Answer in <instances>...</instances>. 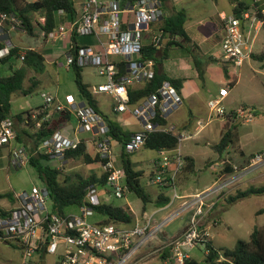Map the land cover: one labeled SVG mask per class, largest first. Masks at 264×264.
Segmentation results:
<instances>
[{
    "label": "built area",
    "instance_id": "1",
    "mask_svg": "<svg viewBox=\"0 0 264 264\" xmlns=\"http://www.w3.org/2000/svg\"><path fill=\"white\" fill-rule=\"evenodd\" d=\"M257 10L260 16L257 15ZM58 13L65 14V11L59 8ZM162 16L160 0H81L76 15L47 32V39L73 31L80 35L93 36V43L76 46L70 42L64 51L63 61H59L58 64H64L66 67H70L72 63L94 66L104 79L95 83L91 91L109 94L114 102V109L129 110L138 118L140 128L133 131L123 144L124 151L128 153L138 149L147 133L156 129L173 131L178 137V142L192 136L189 131L176 132L173 127L152 120L157 112L166 116L172 108L182 102L179 91L168 79H163L155 91L138 102H129V84L146 80L154 74V60L141 58L140 50L143 32L150 28L151 22L161 19ZM222 18L224 29L220 40L222 57L238 67L250 57L253 37L259 25L264 22V4L258 9L254 5L242 9L240 16L231 13ZM4 22H9L13 26L21 25L16 16L0 11V29ZM162 35L163 31L160 28L150 35L152 44L157 48L162 45ZM12 46L9 39L5 40L0 46V56L6 55ZM25 51L26 48L18 50L20 60L23 59ZM115 57L124 59L125 73L118 72L116 61L113 60ZM229 82L230 79L226 86L219 87L217 96L207 100L209 110L217 115H224L226 112L222 99L228 93ZM64 101L65 103L61 102L52 94L44 95L46 104L54 103L56 109L70 108L74 111L80 127L93 132L94 137L91 141L95 151L103 158L101 161L103 170L107 171L105 180L107 191L109 189L115 196H122L127 189L124 171L122 165L117 163L105 118L94 110L83 96L75 98L72 93H66ZM235 112L246 114V119L253 117L251 108L238 106ZM197 123L198 127L203 124L200 120ZM79 141V138L66 136L57 129L43 138L33 153L43 152L62 157L66 149L76 147ZM0 146L8 147L11 165L18 167L28 162L29 152L23 144L16 142L14 120L10 116L0 119ZM170 150L173 152L169 153ZM260 156L263 160L264 151L257 152L246 169L253 168L254 163L259 162L257 160ZM184 162L178 145L170 149H158L151 182L172 189V197H183L177 191L176 178ZM239 176L241 173H233L227 179L220 180L215 189L213 187L196 191L182 200L180 208L189 204L195 206L187 226L175 245L176 260L179 264L188 256L186 246L188 248L196 246L195 241L204 244L207 239L204 236L199 237L198 226V216L202 211L204 197ZM17 197L19 204L6 214H0V238L19 242L25 257L32 256L38 248L45 246L47 253L58 255V264H124L174 215L171 213L156 223H152L149 218L143 222L135 220L131 224L120 221H91L88 218L93 214L94 206L101 202L99 188L93 183L87 186L84 200L78 205V213L58 214L50 211L45 205L47 189L35 184L29 191L20 192Z\"/></svg>",
    "mask_w": 264,
    "mask_h": 264
},
{
    "label": "rangeland",
    "instance_id": "2",
    "mask_svg": "<svg viewBox=\"0 0 264 264\" xmlns=\"http://www.w3.org/2000/svg\"><path fill=\"white\" fill-rule=\"evenodd\" d=\"M74 1L76 3L77 0ZM212 1L213 0H203V4L201 5L197 4L195 0H182L175 4L178 7L185 6L186 8L188 4L191 5L187 12L191 16L190 21H192V24L190 25L193 26V28H196L197 25L200 27H207L212 18L215 17L213 13L215 8ZM218 1L219 4L223 2L227 5H230L231 2V0ZM236 1L237 0H235V4H237ZM243 1L249 4L252 2V0ZM36 17L39 19V15H36ZM34 31L38 33L37 36L31 35L25 31L22 32L24 40H26L29 45L39 47L45 56H51L48 52L53 51L52 41L49 40L47 43L44 42L45 44L42 42V33L39 26L36 24H34ZM261 40L264 43V39ZM165 46L162 48V52H166L167 54L161 55L160 59H162V62L167 60L166 65L177 73H198L193 64V60L200 62V66L203 68L202 71L204 72H202L203 79L201 81L203 82V86L201 93L206 98L209 97V93L212 94L211 97L217 96L219 86H226L228 83V77L231 76V73L227 77L216 62L208 64L209 59L207 57L206 43L199 44L193 54L186 58L180 56L184 55L186 52L183 53L182 49L179 50V47H176L173 43L169 44L166 49ZM211 49L215 55L219 56L222 53L221 47L218 43H215V46ZM177 52L178 54L176 55ZM57 53L60 54V50L55 51V55ZM256 53H264V47L261 51L258 50ZM63 59L64 53L56 60L58 62L63 61ZM260 61L263 64L260 65ZM250 63V66L247 62L242 64V73L239 81L235 85H228V94L222 99V103L225 106L227 113L222 116L224 124L220 133L222 134L228 126L232 125L234 132L239 136V139H237L238 141L236 140L229 143L227 148L219 153L208 144L204 145L199 139H195L196 137H200L202 132L206 133L207 129L213 125L214 121H218L217 114L210 111L206 103H201V105L193 106L191 110L195 116L201 118L202 122L207 118H212L209 126H207L204 131L201 130L200 133H196L191 137L184 138L178 142L181 151L192 152L196 158V170L190 175L186 173V178L188 176V181L192 183V186L190 184V190L193 192L203 191L207 188L213 187V189H215V186L220 180L227 179V177L233 173H241V176L229 182L226 186L207 194L203 199V204L201 206L202 211L198 216V226L200 229L199 237L204 236L210 240L212 238V242L217 247L233 246L237 238H247L249 232L254 226L264 225V193L250 194L238 198L231 203H228L227 201L228 195L233 194L237 189L245 188L251 184L264 185V158L262 160V156L257 160L259 161L257 164H255L256 162L254 163L253 168L250 167L249 169H246L252 161V157L257 152L264 151V58L252 59ZM17 64H19L18 59L15 60V65ZM4 65L5 64H3V67ZM207 65H212L213 69L207 68ZM231 69H234V66L231 65ZM8 71L9 70H7L6 67L2 69V72ZM28 73H30V71H28ZM81 74L83 80L89 82V84H95L98 80L104 79L102 75L98 74L96 68L91 65L82 66ZM37 75L40 77V82L33 91L26 94L16 92L12 94L10 106L11 113L14 114L21 110V108L43 103L44 95L47 93L54 95L56 98H63L68 91L73 93L76 98L80 95L73 79L72 69L66 68L64 64L50 65L47 61H44L43 69L39 71ZM24 83H29L28 77L25 78ZM97 100L100 109L104 113L110 115L109 98L105 95H98ZM243 102L254 104L256 114L251 119H246L245 114L242 116V120L236 121L238 113H230L228 111L231 108L236 109ZM35 108L32 109L35 110ZM188 108L187 104L183 102L180 105L179 114H172L168 117L169 124H173L177 130H182L179 131L180 133L186 132L183 128L188 126V124L179 126L177 124L181 119V115L187 114L186 112ZM131 118L129 119L135 121V119ZM73 119H75V114L72 110L70 123L68 121L63 126L67 127L73 122ZM14 122L17 129L23 126L22 122H17L15 119ZM28 129L32 131V127H29ZM59 130L63 132L62 129L59 128ZM206 134L209 135L206 136L210 138L211 146L213 143L217 142L221 136L219 132H215L213 129ZM218 135L220 136L218 137ZM113 144L118 145L115 140H112V145ZM240 146L244 150H242ZM1 152L0 192L8 191L11 194V197H0V205L8 206L12 202H16L18 199L17 195L20 192L23 190L29 191L33 184L42 187L43 182L37 176L34 167L28 164V162L24 165L15 167L11 165L8 160L7 150L2 148ZM128 154L132 161L136 160V158L144 160L139 166L144 169V174L141 175L140 182L141 184H145V180L147 179L146 173L149 169V160L152 157H156L158 152L155 149L141 145L138 149L129 152ZM121 156L122 154L117 157V163H121ZM50 160L51 158L47 159L45 162L51 164ZM226 164L231 165L232 169L228 171L224 170ZM63 165H65V167H70L69 169L71 170H67L68 172L73 171V159H70L67 163H63ZM183 166L177 174V184L180 181V178H182L180 177L181 173L183 174L185 172ZM244 169H246V171H243ZM64 170L65 169L61 170V176H64ZM205 184H208V186L202 189ZM106 187L108 188V186ZM177 191H181L178 186ZM168 193L172 194V189H169ZM125 195L126 197L128 196L135 199L134 202L140 204L141 201L134 192L127 191ZM99 197H103V199L116 205L125 204V196H115L109 189L105 193H99ZM45 205L48 209L50 208L49 198H46ZM148 205L152 206V203H149ZM11 206L14 205L11 204ZM194 206L195 204H189L178 210L173 209L176 212L164 224H162L160 229L165 231L167 236L160 235L159 230L140 248L139 253L137 252L133 254L124 264H179L176 260L175 245L177 239L187 226L189 218L194 210ZM0 207L4 208L2 206ZM75 208V205H69L66 206L64 210L73 211ZM97 215L98 213H94L93 215H90L88 219L93 221L97 218ZM184 221L185 224H183ZM194 243L196 246L191 248L186 246L185 248H187V253L201 261L204 257L205 245L199 241H195ZM164 250L168 251L166 258L161 256ZM40 259L38 251H35L32 256L25 257L23 255L22 246L19 242L0 238V264H41ZM44 261L45 264H58V255L54 253H45Z\"/></svg>",
    "mask_w": 264,
    "mask_h": 264
},
{
    "label": "trees",
    "instance_id": "3",
    "mask_svg": "<svg viewBox=\"0 0 264 264\" xmlns=\"http://www.w3.org/2000/svg\"><path fill=\"white\" fill-rule=\"evenodd\" d=\"M160 1L165 4L167 0ZM237 2L234 10L242 7V2L240 0ZM263 4L264 0H255L253 2V5L257 7V9ZM59 8H62L65 14H59ZM0 11L16 16L20 20L23 29L31 35H38V33L34 31V24L38 25L42 33V38L45 40L47 39V32L54 29L61 20L72 18L76 15V6L74 0H0ZM256 13L260 16L258 10ZM36 15L42 16L43 21H40ZM185 18L186 13L184 9L174 8L172 12L163 15L159 20L160 23L158 28L162 29L163 34L172 37V39H168L167 43L174 42L182 44L179 39H174L176 36L180 38L184 37L185 42L190 40L184 28ZM69 35L70 41L74 43V45L76 44V46L88 44L91 42V39H93L91 35H80L76 31L71 32ZM159 49L160 47H155L150 39L145 42L142 41L140 57L144 59L151 58L156 62L161 51ZM163 54L162 52L161 55ZM250 55H252V53ZM18 56V48L14 45L9 49L6 55L0 56V63L5 64L6 66H4L9 70L8 72H2V70H0V119L10 116L14 118L15 121L26 124V126L17 129L14 122L16 142L23 144V135L28 133L32 139V145L29 148L34 151L43 138L49 136L71 118L72 110L68 107L56 109L54 103H50L52 104L50 109H48V107H43V105H39L36 106L35 110L28 108L19 110L14 114L11 113L10 106L12 94L14 92L26 94L33 91L40 82V77H38L37 73L43 69L44 65V56L35 47L26 48L21 64L17 66L15 65V60ZM252 56H258V58L262 57L261 59H263L264 53L253 54ZM113 60L116 61L118 72L125 73L126 67L124 59L115 57ZM193 64L197 69L198 75L202 77L203 68L200 66V62L193 60ZM82 66L84 65H77L76 63L70 65L73 71V79L80 95L87 100L94 110L103 114L108 125V135L123 146L130 138L131 134L129 130L123 128L115 119L110 118L100 109L98 100L91 91V85L82 78ZM28 71H30V73H28ZM223 71L224 74L228 76L226 67H223ZM26 77L29 78L28 84L24 83ZM163 79H168L177 90L180 89L181 78L170 77L163 71L154 70L153 76L146 79L141 87L128 86L129 102L136 103L155 91ZM234 82L235 79H232L229 83L232 85ZM241 105L244 108L254 107V105L248 104L247 102H243ZM48 112L49 115H47ZM233 112H235V109H233ZM254 112L256 111L254 110ZM152 120L161 124L166 123V117L159 112L155 114ZM29 127H32L31 132L28 129ZM237 139V133L234 132L232 125H230L222 132L219 140L212 144V148L221 153L229 143ZM142 145L155 150L160 148L170 149L178 145V137L173 131L156 129L147 133ZM1 147L3 146H0V148ZM120 154H122L121 165L123 167L127 189L133 191L141 199L142 209H144L146 203L152 199L140 182L142 171L133 167L128 157V152L121 149ZM49 156V154L43 152H36L34 154L29 152L28 164L34 167L37 176L42 180L43 185L47 189L50 211L57 212L58 214H65L64 208L66 206L79 205L83 202L89 184L93 183L98 186L100 183L104 185L107 171L103 170L100 175H96L95 173L83 175L77 172L72 176L65 174L61 176L60 168L43 162V159H48ZM63 157H79L84 162L95 160L103 161V158H101L97 152L92 155L87 151L84 139H80L76 147L66 149ZM183 158L185 160L183 168L186 171H193V157L185 154ZM231 169L232 167L229 164H226L224 167L226 171ZM259 193H264V185L251 184L245 188L237 189L233 194L228 195L227 201L231 203L238 198ZM4 196L11 197V194L8 191L0 192V197ZM168 199L169 197L167 195H163L162 197H156L155 202H157V204H164ZM11 208L7 209L0 207V214H6ZM94 210L106 216L101 222L120 221L129 223L133 219L131 211L124 208L122 205L102 201L94 206ZM204 245L205 253L201 261L188 255L184 257L182 264H264V225L254 226L247 238H237L233 246L217 247L210 239H206ZM41 250L42 247L37 249L39 256ZM167 255V250H164L161 254L163 258H166Z\"/></svg>",
    "mask_w": 264,
    "mask_h": 264
},
{
    "label": "crops",
    "instance_id": "4",
    "mask_svg": "<svg viewBox=\"0 0 264 264\" xmlns=\"http://www.w3.org/2000/svg\"><path fill=\"white\" fill-rule=\"evenodd\" d=\"M178 1H182V0H167L165 4L162 3L163 15L169 14L170 12H172V10L174 8H176V9H178V8L184 9V11L186 13V18H185V21H184V28H185V31H186V33L188 35V39H190V40L185 42L184 41V39H185L184 37L180 38V37L176 36L174 39H179V41L182 44H177V43H174V42H171V43H173L176 47H179V50L182 49L183 53L186 52L184 55H180V56L185 57V58L187 56H190L191 54H193V52L195 51L196 47L199 44L206 43V46H207V57L209 59V63L208 64H211L212 62L213 63L216 62L221 67L222 70H223V67H226L227 68V75H229L231 73L230 77L227 76L228 80L229 79L230 80L235 79V82L233 83V85H235L240 79V75L242 73V69H241L242 64L240 66H238V67L237 66L235 67L228 60H226V59H224V57H222V53L219 56L215 55L211 48L215 46V43H218V45H220V40H221L223 32H224V29H223V18L222 17L225 16V15L231 14V13H235L236 14V12L238 10L241 11L242 9H246V8L252 7L253 2L255 0H252V2L250 4L244 2L243 0H240L242 2V7L239 8V9H235V10H234V7H235V5H237V4H235V0H231L230 5H227L226 3H223V2L221 4H219L218 0H213L212 2L214 4V8H215L213 13H214L215 17L212 18V20L210 21V23H209V25L207 27H203V26L200 27L199 25H197L196 28H193V26L190 25V24H192V21H190L191 16L187 12V10L189 9V7H191V5L188 4L187 8L185 6H179L178 7L175 4ZM195 1H196L197 4H201V5L203 4V0H195ZM237 1H236V3H238ZM80 3H81V0H77L76 3H75L76 12L79 9ZM196 3H194V4H196ZM39 20L43 21V17L39 16ZM67 20L68 19L66 18L64 20H61L59 23H62V22L64 23ZM159 20L151 22L150 23V28L148 30H145L144 31L145 33L143 32V38L142 39H143L144 42L148 41L150 39V37H151L150 36L151 33H153L156 29H158V26H159V23H160ZM24 31L25 30L23 29L22 25L13 26L9 22H4L2 27H1V29H0V43H1V45H3L5 40L9 39L12 42V44L18 48L19 51L24 49V48L34 47V45L33 46L29 45V44H27V41L24 40V37L22 36V32H24ZM69 34H70L69 32H65L61 36L55 37L53 39H45L44 40L42 38L43 39V41H42L43 43L44 42L47 43L50 40V41H52V46H53V51L52 52H48V54H50L51 56H45V54L39 49V47H35L37 50H39L43 54L44 61H47V63L50 64V65H57L58 64L59 61L57 62L56 59H58L64 53V51L66 50V48L68 47V45L71 42ZM168 39H172V37H169L166 34L162 35V40H161L162 45H161V47L159 49L161 51L159 53V57H158L157 61L156 62L154 61V70L163 71L165 74H167L170 77L181 78L182 79L181 80L180 89L178 90L180 95H181V97H182V102L179 105H177L176 107L172 108L166 114V116H165L166 117V123H164V124L173 127L174 131H176V132L182 131V130H179V129L177 130V128L173 124H169L170 122L168 121V117L171 116L172 114H179L180 105L184 102V103L187 104V106L189 108H188V110L186 112L187 114H182L181 115V119H180V121H179V123L177 125L179 126V125L188 124V126L184 127L183 130L189 131L190 133H192V135H194L196 133H200L201 130L204 131L205 128L207 126H209V123L212 120V118H207L205 121H203L202 126L198 127L199 125H197V121L198 120L201 121V118H198L197 116H195V114L192 112L191 108L193 106L201 105V103L202 104L206 103V105H207V100L209 99V97L212 96V94L209 93V97L206 98L201 93L202 92L201 91L202 90V86H203V82L201 80L203 79V76L200 77L198 75V73H195V72L191 73V74L177 73V72H175V70L173 71L172 69L169 68V66L166 65L167 60L165 62H162V59H160V56H161L162 50H163L162 48L166 45L165 46V49H166L168 47V45L171 44V43H167ZM261 39H264V22L261 25H259V27L257 29V32L255 33V35L253 37L252 51H251L252 55L253 54H260V53H256V52H258V50L261 51L263 49V47H264L263 44L264 43H263V41ZM93 42H94V38L89 43H93ZM57 50H60V52L61 53L63 52V53L62 54L60 53L61 54L60 55V54H58L59 53L58 52L55 55V51H57ZM164 54H167V53L165 52ZM177 54H178V52L176 53V55ZM252 55H250V57L248 59H246L244 61V63L247 62L248 65L249 64L251 65L250 62H251L252 59H258V56L257 57H253ZM118 58H120V57H118ZM261 58L262 57H259V59H261ZM17 59L19 60V64H17V66H18V65L21 64L22 60H20L19 58H17ZM261 64H263V63L260 61V65ZM231 65L234 66V69H231ZM5 66L3 67V64L0 63V70L4 69ZM66 68H70V67H66ZM207 68L213 69L212 65H209V66L207 65ZM99 81H102V80H98L97 82H99ZM144 82H145V80L134 81V82L130 83L129 86L141 87L144 84ZM90 85H91L90 87L92 88L94 84H90ZM66 93H71V92L68 91ZM47 94H49V93H47ZM94 94H95L96 98H97L98 95H105V96H107L109 98V100H110V102H109L110 115H108V114H106L104 112L103 113L108 115L110 118L115 119L123 128L129 130L130 134L133 131H135L136 129L140 128V125H141L140 121L138 120V118H135L134 115L129 110L118 111V110L114 109V107H113L114 102H113V100H112V98H111V96L109 94L102 93V92H98V93H94ZM80 96L81 95H79V97ZM74 97H75V95H74ZM57 99L60 100L61 102L65 103L64 97L63 98L59 97ZM45 104L46 103L43 102V103L37 104L35 106H28L26 108H21V110L22 109H28V108L32 109V108H35L36 106H39V105H43V107H48V109H50V106H52V104H46V105ZM248 104L254 105L252 103H248ZM251 109H252V112H253V116H255V114H256V112H254V110L256 111L255 106L253 108H251ZM225 110H226V108H225ZM228 112L234 113L232 108L229 109ZM225 113H227V110H226ZM47 115H49V112H48ZM222 116L223 115H217L218 121H214L213 125H211V127H209L207 129L206 133H208L211 129H213V130H215V132L217 131V132H219V134H221L220 132H221L222 126L224 124ZM242 116H244V115L243 114H238L237 117H236V121L242 120L243 119ZM131 117L133 119H135V121L134 120H130L129 118H131ZM68 121L70 123V119ZM65 123H63L59 127L60 129L63 130L62 133H64L66 136H69V137H72V138L84 139L85 142H86L87 151H89L92 155L95 154L96 151H95L93 142L91 141L92 138L94 137L93 132H89V131L83 130L80 127L76 116H75V119H73V122H71V124H69L67 127L63 126ZM22 124H23V126H26V124H24V123H22ZM37 124H38V122H37ZM59 128H58V130H59ZM29 131L31 132L30 129H29ZM206 133L202 132V134H200V137H196L195 139H199L200 142L203 143L204 145L208 144L210 147H212L211 146V142H210V138L207 137L209 135H207ZM219 136L220 135H218V137ZM238 139H239V136H238ZM112 140H115V139H113V138L111 139V146H112V148L114 150V153H116L115 155H116V158H117L120 155V153H121V149L122 150H124V149H123V146H121V144L118 141H117L118 145L117 144L116 145L115 144L112 145ZM22 143L26 147L28 152H31L32 154H34L32 152L33 150H31V148H29L32 145V139H31V137L29 136L28 133L24 134ZM227 146H226V148H227ZM2 148H5L7 150V155H8V147H6V146L1 147L0 148V153H2L1 152ZM178 148H179L180 153L182 154V156L185 155V154H188V155H191L193 157V160H194V170L193 171H195L196 170V158H195V155L192 152H183V151H181L179 144H178ZM240 148L242 150H244L241 146H240ZM156 151L158 152V150H156ZM171 152H173V151L170 150L169 153H171ZM157 156L150 158L149 164H148L149 165V169H148V172L146 173L147 179L145 180V184H142L143 187L149 193V195L151 196V199H152L151 201L146 203L145 208L142 209V201L137 195L136 196L141 201L140 204H138L137 202H134L135 199H132L131 197H128V196L126 197L125 194H126L127 191H130V192H133V191L127 189V190H125L123 192L122 196H125V204H119V205H122L124 208L129 209L131 211L132 215H133L132 221L129 222V223H125V224H131L135 220H140L141 222H143V221H145L148 218L151 220L152 223H156L158 221H161L162 219H164L165 217L170 215L169 213H171L172 211H173L172 213H175L176 211H174V210H176V209L178 210L180 208L181 202H182V200L184 198H186L188 195H191V194L196 192V191L193 192V191L190 190L191 186H192V183L190 181H188V176L186 178V173H188L190 175L193 171H186L185 170V172L183 174L182 173H181V175L179 174L180 177H182V178H180V181L178 182V184L177 183L176 184L181 190L179 192V194H181L183 196V197H180V198L172 197L173 194L168 193V190L170 188L162 187V186H159V185H157L155 183H152L150 178H151L152 172L154 170V161L157 158ZM128 157H129V154H128ZM49 158H51V160H50L51 164L45 162V161H47V159H43V162H45V163H47V164H49L51 166H56V167L60 168L61 170L65 169L64 170L65 175L72 176L74 173H77V172L81 173L83 175H88L90 173H95L96 175H100L103 172V168L101 166V161L100 160H95V161H91V162H84L79 157H63V156L62 157H57V156H52V155H50ZM70 159H73V171L68 172L67 170H71V169H69L70 167H65V165H63V163H67ZM129 159H130V157H129ZM8 160H9V157H8ZM117 161H118V159H117ZM130 161H131V163H132V165H133V167L135 169L141 170L142 174H144V169L139 166V164L143 163V161H144L143 159L136 158V160L132 161L130 159ZM60 164H62V165H60ZM119 164L121 165V163H119ZM205 164H206V162H205ZM216 164H219V163H216ZM190 184H191V186H190ZM207 186H208V184H205L202 189H204ZM42 187H45V186L43 185ZM98 188H99V193H105L107 191L106 183H104V185H101L99 183L98 184ZM196 189H198V188H196ZM163 195H167L169 197L168 201L166 203H164V204H157V202H155L156 197H160V196L162 197ZM100 199H101V202L102 201L108 202L107 200L103 199V197L100 198ZM18 202L19 201L17 199L16 202H12L11 204L16 206L18 204ZM149 203H152V206L148 205ZM11 204L8 205V206H4V205L1 204L0 206L9 209L11 207H14V206H11ZM75 207L76 208L73 211L72 210H68V211H65V213L66 214H68V213H78L79 212L78 205H75ZM94 213H98V215H97V218H95L93 221H103V219L106 217L102 213L96 212L95 210H94L93 214ZM185 221L183 222V224H185ZM160 235L167 236V234L163 230H160ZM211 241H212V238H211ZM45 253H47V252H45ZM138 253H139V251H138ZM188 255L191 256V254H189V253H188ZM40 258H41V256H40ZM44 264H45V262H44Z\"/></svg>",
    "mask_w": 264,
    "mask_h": 264
},
{
    "label": "water",
    "instance_id": "5",
    "mask_svg": "<svg viewBox=\"0 0 264 264\" xmlns=\"http://www.w3.org/2000/svg\"><path fill=\"white\" fill-rule=\"evenodd\" d=\"M236 14H237V16H240V14H241V11L240 10H238L237 12H236ZM45 246L42 248V250H41V254H40V256H41V260H40V263L41 264H44V256H45Z\"/></svg>",
    "mask_w": 264,
    "mask_h": 264
}]
</instances>
